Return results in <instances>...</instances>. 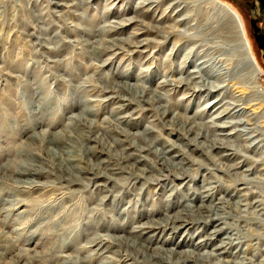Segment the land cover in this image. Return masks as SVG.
<instances>
[{
    "label": "rangeland",
    "instance_id": "1",
    "mask_svg": "<svg viewBox=\"0 0 264 264\" xmlns=\"http://www.w3.org/2000/svg\"><path fill=\"white\" fill-rule=\"evenodd\" d=\"M139 1L142 0H0V114H10L8 124L12 126V123L18 120L26 130V133L20 136L11 138L9 135L11 143L17 148H22V140L34 131L32 125L28 124L32 122L33 117L31 107L26 106V93L14 97L16 92L22 91L23 82L33 79L45 83V88L51 95L47 103L50 113L46 119L48 126L46 123L36 126V132L41 129L61 132L54 136L56 141L63 137L67 128L78 136L80 131L73 124L67 126L71 116L79 111L74 106L75 98L82 103L88 96L92 99L90 102L95 105L96 112L95 115L87 117L99 125L100 130L96 132L99 133L98 136L104 135L110 142L113 139L124 141L113 146L110 151L94 140L86 143V146L92 147L95 152L87 154L88 160L84 159L81 165L87 169L95 168L108 178L97 177L90 181L92 175L88 174L89 179L84 178L83 184L60 188L61 185L56 180L59 174L50 170L48 177L34 178L44 186L40 189L19 184L17 178L16 181L0 178L1 190H17L11 193L0 192V232H4L2 237H7H4V241L0 236L1 264H78L81 258L97 248V245L86 242L93 233L99 232L103 224H122L123 232L110 231L109 234L129 236L134 226L149 220L162 221L165 217L186 213L183 210L185 204L199 205L198 194L193 192L195 188L199 192L203 186L216 193L212 203L204 201L205 206L220 205L217 197L225 196L223 219L207 224L206 231L193 226L192 220H187L179 228L167 231H162L159 225L152 224L156 228H147L143 236L151 237L152 241L144 245H148L150 249H164L159 250L161 254L167 249L178 252L190 250L192 260L188 264H213L217 258H196L204 257L207 253H219L215 250L218 241L211 244L209 242L208 246L200 248L194 247L193 244L205 239L214 224H224L229 226L230 230L234 229L232 233L236 237L242 239L245 233L243 239L252 241L247 256L255 255L254 264L264 263V254L262 257L257 252L264 247V60L252 42L243 9L236 0H219L238 11L244 20L250 43L256 51L254 57L249 55L257 69L256 74L245 70L243 59L233 43H230L231 48L226 47L222 51L217 47L222 44L221 37L224 35L216 30L215 18L218 16V9L212 0H177L184 5L182 12L174 11L172 4L167 7L168 1L164 0L155 5L154 13L150 8L142 15L133 9ZM145 9L147 7L143 10ZM165 9L161 16V25H157L156 19ZM183 14L187 15V21L184 23L178 20ZM131 16H134L132 24L123 25L110 37L107 36L111 40L115 39L113 43L123 46L124 49L116 48V54H111L101 53L99 49L94 48L103 45L92 42L95 38L88 35L90 31L98 33L102 26L110 28L115 25V21ZM146 26L152 27V31L146 32ZM155 26L164 28L153 29ZM137 28L142 34L132 40L143 46L138 51L123 44L133 37ZM204 60L222 74L220 77L224 81L215 82L220 88L212 91L208 84L196 87L193 81H189L185 86L176 84L179 77H188L187 73L193 69L196 62ZM119 72L126 73L127 78H123ZM137 78L139 80L136 82ZM110 79L129 84L119 95L131 99V102H120L125 105L120 109L121 112L115 115L112 110L119 105L117 100L102 99L105 96L117 95L109 91L99 94L97 91L106 89ZM160 83L162 88L158 89ZM132 84L140 85L137 88L146 86L150 90L157 89V94L167 91L170 111L163 110L165 103H154L152 106L139 104L137 94L140 88L136 89V92ZM223 85L225 87L221 88ZM11 88L12 96H9ZM77 94L80 96H76ZM220 94L226 97L225 102L232 99L241 100L236 108L244 107L246 113L236 118L246 120L250 117L252 121L249 123L253 125L246 126H257L256 137L253 138L257 143L255 147L247 148L242 139L231 137L228 144L232 143L233 146L227 151L224 147L225 141H220L222 144L219 140L216 142V138L206 130L205 125H210L207 122L214 113L213 110L205 112L203 107ZM151 97L156 99L153 95ZM5 100L13 104L10 110L5 109L2 103ZM36 100L37 98L34 99L35 102ZM195 112L202 116L196 115ZM126 115H130L125 117L126 121L117 123L115 120L117 116ZM186 117L194 119L197 123H185ZM223 120L224 118L221 119ZM232 128H224V132H230ZM222 136L219 135L217 139ZM156 137L160 139V143L156 142ZM4 138L1 139L2 142ZM166 140L170 144L167 143L168 147L162 148L161 145ZM103 142L107 140L103 138ZM171 144L174 146L170 147ZM72 148L74 154L84 156L82 146L73 145ZM136 148L146 150L139 152ZM161 149L169 152L165 155V165H161L160 157H157ZM225 152L230 155L222 157ZM131 153L134 155L122 163L121 159ZM3 163L5 159L0 156V165ZM124 164L132 170H120ZM246 168L251 170L246 171ZM136 175H140V178L134 179ZM97 184L100 186L96 187ZM223 192L230 194L225 195ZM235 192H240L241 196L227 199ZM245 192L248 193L246 196ZM186 193L190 195L191 203L185 201ZM37 196L42 200L36 202ZM103 196L106 197L103 199ZM17 199H23L24 202L14 205ZM165 199L172 203L167 209L163 201ZM33 201L35 203L29 205ZM177 202L178 206H175L174 203ZM246 217L248 218L244 219ZM84 245H87L86 252ZM3 246L11 248L10 252L2 255ZM120 248L115 245L85 264H101L105 256H112V251L119 250L127 254L125 246ZM234 248L232 246L229 250ZM79 249L82 252H79ZM128 252L131 256L127 257V263L155 264L147 256L144 260L140 257L142 262L135 263L129 258L135 256L136 251L129 247ZM177 256L179 254L172 255L174 259ZM218 257L237 260L225 254ZM118 264H125V261Z\"/></svg>",
    "mask_w": 264,
    "mask_h": 264
},
{
    "label": "bare ground",
    "instance_id": "2",
    "mask_svg": "<svg viewBox=\"0 0 264 264\" xmlns=\"http://www.w3.org/2000/svg\"><path fill=\"white\" fill-rule=\"evenodd\" d=\"M161 1H164V0H142V1H139L138 4L136 5V7L133 9L135 12H137L140 15L144 14L143 12L148 11L150 8H152L151 11L154 13L155 5L157 6V4H159V2H161ZM165 1H168L167 7H170L171 4L173 5L172 8L174 11L177 10V11L182 12V11H184L183 9H185L184 5L182 3L180 4V2L177 0H165ZM212 1L215 4V7H217V9H218V12H217L218 16L215 18L216 19L215 22L217 25L216 30H217V32H220L224 35V37H221L223 40L222 44H218L217 47L219 48L220 51H222L223 49L225 50L226 47L231 48L230 43H233L234 47L237 49V52L241 55V58L243 59V63L246 66L245 70L252 72L253 74H256L257 69L254 66L253 62L249 59V55L254 57L255 49L253 48L254 47L253 44L250 43V38L248 36V29H247V26H246L244 20L240 16L239 12L236 11L235 9H233L227 3L220 2L219 0H212ZM145 7H147V9L143 10ZM165 11H166V9L163 10L162 13L156 19L157 25H161V18H162L161 16H162V14H164ZM133 18H134V16H131V17L123 19V20L115 21V25L110 26V28H103V26H102V28H100V30H98V33H95L96 31H94V30L90 31L88 33V35L91 38H95V40L92 42H98L99 45H103L101 47L94 46V48L99 49L101 53L102 52H106V53L110 52L111 54H116V52H115L116 48L121 49V50L124 49L123 46H118V45L113 43V41L115 39L111 40V39L107 38V36L109 35V37H110V35L117 32L123 25H127L129 23L132 24V22H134V21H131ZM186 19H187V15L183 14V15H181V18H179L178 20L182 21V23H184V21ZM126 21L128 23H125ZM146 27H147L146 32L152 31V27H150V26H146ZM154 28L160 29V28H164V27L163 26H160V27L155 26V27H153V29ZM138 30H140V29L137 28V30L132 35L133 37L131 39H127L123 43V44L127 45V47H129L131 49H136L137 51L140 49V47H143L139 42L134 43L132 40L137 35L142 34V32L139 33ZM242 31H243V33H242ZM108 43H110V45H107ZM188 50H190V49H188ZM206 57H208V56H206ZM213 59H215V58H213ZM207 63L208 62H206L205 60L196 62L195 66L193 67V69L191 71H189V73L185 72L188 74L187 75L188 77L187 78L179 77V79L176 80V84L178 86H185L186 84H188L189 81H193V83L196 85V87H201V86L208 84V86L213 88V89L210 88V90L216 91L214 89H217L220 87L218 85H216L215 82H219V83L221 82L222 83V81H224V80H221V77H220L221 73L219 71H217L214 67H211V65H209ZM223 63H224V61H223ZM119 74L123 78H125V79L127 78L126 73L124 74L122 72H119ZM34 80L35 79H33L32 81L26 80L25 82H23L22 91H20L18 93L16 92L14 94V97L16 98L17 95L20 96L21 94L26 93V95H25L26 102H27L26 106L29 105V107H31L30 111H31V114L33 117L32 122L28 123V124H29V126L32 125L34 131L31 132V134L29 136H26L24 140H22V142L20 143V144H22V148H21V146H20V148H17L16 146H14L11 143L10 138H9V135H10V137L11 136L14 137L15 135L20 136V135L26 133V132H24L25 129H23V126H21L20 121L16 120L14 123H12V126H10L7 122L10 119V114L5 115V116L0 114V156L4 157V159H5V163L0 165V178L3 180H6V181H12V180L14 181V179L16 181L18 179L19 184L29 185L27 187L35 188V189H40V187H42L43 185H42V183L40 184L37 181H35L34 178L35 177L37 178L40 176L48 177L50 175L49 174L50 170L56 171L59 174V177H57L56 180L61 185L60 188L61 187L69 188V187H72L74 185L83 184V180H84V178L85 179L88 178V176H87L88 174L92 175V178H90V181L95 180V178H97V177L108 178L107 176L98 172V170H96L95 168L91 167V168L87 169L86 167L81 165V163L84 162V159L88 160V158L86 157L87 154H89V153L93 154L95 152L92 150V147L86 146V143L89 142L90 140H94L95 142H98L100 146L102 145L103 148H106L108 151H110L113 146L121 144V142H124V141H122L120 139H113L112 138L113 141L110 142V141H108V139L104 135H102V137H100L101 135L98 136L99 133L97 134L96 132L98 130H100L99 125L94 123L93 121H91L87 117L88 115H92V114L95 115V112H96V107H95V105H91L92 102H90V101L92 99H89L88 96L85 97V99L82 101V103H79L80 101H78V98H75V105L74 104L73 105L75 106V108L77 107L79 109V111L77 114L71 116V118L73 120L70 119V122L68 123V126H67V127H69V126H71V124H73L75 126V128H77V130L80 131V133H79L80 135L78 134V136H76L75 134L70 132L67 128L65 131L66 133L63 134V137L60 140L56 141V140H54V136H56L57 134H59L61 132H52L49 129H41L38 132H36L35 131L36 126H42V124L46 123V119H47L48 115H50L49 107L47 106V103H49L48 100H49V97L51 95H50L49 91L45 88V83H42L38 80H35V81ZM137 80H139V79L137 78L136 82H137ZM141 82L143 83V80ZM107 84L108 85L105 86L106 89L101 88L97 91L99 94L100 93L102 94L104 92L109 91V93L111 92V93L117 95V96H108V97L105 96L104 99H102V100H111V99L117 100V103H119V105L117 107H115L114 110H112L113 114L115 115V114H118L119 112H121L120 109L123 108L122 107L123 105H125V104H120V102L125 101V100L131 102V99H127L124 96L119 95L122 93L123 90H125V87L129 86V84L125 81L124 82H119V81L116 82L113 79H110L109 83H107ZM9 86L12 87V85H8V87ZM131 86H133V88L135 90L136 89L139 90V88H140V87L137 88L138 86H140L138 84H132ZM157 87H158V89L160 87L162 88L161 83ZM224 87L225 86L223 85V87H221V88H224ZM12 88H11V92H9V94H8L9 96H12ZM94 89H95V87H94ZM136 92H137V90H136ZM224 94H226V93H224ZM224 94L217 95L214 99L207 102L205 104V107H203L205 112H210L213 110L212 113H214L211 117H209V121L207 122L210 125L209 126L205 125L206 130L211 132V135L216 138L215 139L216 142H218V140H219V142L225 141L226 145H224V147L227 148L226 149L227 151L229 149H231V147L233 146V145H231L232 143L228 144V142H230L229 139L231 137H233L235 139H238V138L242 139L244 141V143L246 144L247 148L248 147L249 148L255 147V145L257 143H255L256 140L254 141L253 138L256 137L255 132H256L257 126L256 125L253 127H251V126L247 127L246 126V125H253V124H250L251 123L250 121H252L250 117H247L246 120L241 119V118L240 119L236 118V117L242 116L243 114L246 113L245 110H243L244 107L236 108V106H238L237 103L241 100L240 99H232L231 101L225 102L226 97H224ZM152 95L155 96L156 99H153L151 97ZM167 95H168L167 91L165 93L160 92L159 94H157V89L156 90H154V89L150 90L146 86H141V88L137 94V97L139 99L138 103L139 104L145 103V104H148L150 106H152L154 103H160V104L165 103V105H163L162 108L164 111L169 112L170 108H169V104H167V98H168ZM76 96H80V95L77 94ZM35 98H37L36 102L34 101ZM232 98H233V96H232ZM98 101L100 102V99ZM2 103L5 105L6 110H10V108L13 107V104L11 103V101L6 102V100H5ZM26 106H25V108H26ZM144 109L145 108H143V110ZM206 109H207V111H206ZM133 111H135V110H133ZM195 114L198 116H202V114L200 115L196 112H195ZM128 116H130V115L121 116V117L117 116L115 120L117 121V123L121 122V121L123 122V121H126L124 119H125V117H128ZM223 118H224V120L221 121V119H223ZM108 122H109V120H108ZM184 122L185 123H197L194 119L190 120L188 117H186L184 119ZM46 125H47V123H46ZM200 125H202V124H200ZM228 127H233V128L230 129V132H227V133L224 132L225 131L224 128H228ZM191 128H193V127H191ZM146 133H148V132H146ZM35 134H37V135H35ZM219 135H223L221 139H217V137ZM3 137H5V138H4V141L2 142L1 139ZM202 137H204V136H202ZM103 138H105L107 140V142H103ZM262 140H264V138ZM6 142H9V143H6ZM156 142L160 143V139H158L157 137H156ZM221 142H220V144H222ZM167 143L170 144V142H168V140L163 141V144L161 145V147L162 148L166 147ZM262 144H264V143H262ZM73 145L82 146L84 149L83 150L84 156H81L80 154L79 155L74 154L75 152L72 148ZM91 146H93V145H91ZM172 146H174V145L171 144L170 147H172ZM176 147H178V146H176ZM256 148H257V146H256ZM135 150L142 152V151H145L146 149H144V148L137 149L136 148ZM156 150H158V149L156 148ZM168 153H169L168 150L163 151L162 149H161V152L159 151L157 153V157L158 158L160 157L159 160L162 162L161 165H165L164 162L167 159L165 157V155ZM225 153L226 154L222 155V157L230 155V153H228V152H225ZM243 153H245V152H243ZM262 153L263 152H261V154ZM132 155H134V154H132V153L128 154L123 159H121L123 161L122 163L127 162L129 160V158L132 157ZM172 157H175V156H172ZM107 162H109V161H107ZM117 164H116V166H117ZM260 164H261V162H260ZM126 166L127 165L124 164V166L120 170H122V171H126V169L132 170V168H129ZM261 168H262V165H261ZM250 170L251 169L249 168L246 171H250ZM134 177H135L134 179L140 178V175H136ZM203 180H202V182H203ZM88 185L89 184L87 183V186ZM99 186H100V184L96 185V187H99ZM16 191H17L16 189L11 190V188H10V190L9 189L1 190V188H0V192L11 193V192H16ZM226 191H227V189H226ZM193 193L198 194L197 198L200 202L199 205L192 206L191 204H185V205H183V207H184L183 210L186 211V213H177L174 216L165 217L162 221H160V220H151L150 221L149 220V222L142 223V225L134 226V228L129 232V236H121L118 234L117 235L109 234L110 231L111 232H123L124 228H123V226H121L122 224H119V223L113 222V221H112L113 223L103 224V226L99 228V230H98L99 232L93 233L92 236L89 238V240L86 242L87 244H90L93 246L97 245V248L93 249L89 253L88 256H85L83 259L81 258L78 264H85V262L91 261V260L95 259L96 257H99V255L106 252L108 249L113 248V246H115V245H118L121 248L122 247L124 248V246H125L126 251L125 250L124 251L127 252V254L124 252L122 253L119 250H117V252L112 251V256H105V258H104L105 260L101 261V264H118L119 262H122V261L123 262L125 261V264H133L131 262L127 263V261H126L127 257L131 256V254L128 252L129 247L133 248L136 251L135 256H132V258H129V260H133V261H135V263H138V261L142 262V260H139L140 257H142V259L144 260V258H146V256H147L148 259L150 261H153V263H155V264H188L189 262H191L190 260H192L191 259L192 251L184 250V251L178 252V251H172V250L167 249V250H165V252H163V254H161V252L159 250L164 251V249H162L160 247H155V248L150 249V247L148 245H144V243H151L152 238L151 237L143 238V236H144L145 230L147 228L148 229L149 228H156V227H153L152 224H155V225L157 224V225H159V227L162 228V231H167L170 229L172 230L174 228L175 229L179 228V227L183 226V224L185 222H187V220H192L193 226H195L199 229L203 228V230L206 231V225L207 224H213L216 221H220L223 219L224 203L226 202L225 196L217 197L218 203L220 205L205 206L203 204L204 201H208L209 203H212V201L216 198V196H215L216 193L210 192L209 189L207 187H204V186H203L202 190H199V192L195 188V192H193ZM223 193L225 195L230 194V192H223ZM245 193H246L245 194V196H246L248 193L247 192H245ZM231 194H233V193H231ZM189 196H188V193H186L184 198H185V201H189L191 203L192 199H190ZM240 196H241L240 192H235L233 195H229V198L227 197V199L230 200L233 197L239 198ZM105 197L106 196H103V199ZM247 197H246V199H247ZM167 199L163 200L164 203H166L165 204L166 209L172 204V203L170 204V201H168L169 199L168 200ZM1 200L2 199H0V201ZM41 200L42 199L38 198V196H37L35 201L38 202ZM253 201H255V200H253ZM18 202L23 203L24 201H23V199H17L16 202L14 203V205H16ZM32 203H35V202L34 201L31 202V203H29V205ZM174 205L178 206V202L174 203ZM245 206H247V205L245 204ZM161 211H163V209H161ZM159 212H160V210H159ZM151 213H154V212H151ZM241 218H243V217H241ZM247 218L248 217H246L244 219H247ZM249 221H251V220H249ZM222 223H223V221H222ZM244 223H245V220H244ZM213 227L214 228L210 230L209 234H207L205 239L199 240V242L197 244H193V245H195L194 247L200 248V247L208 246L209 242L211 244V243L218 241V244L215 245V250L219 251V253H216V252L215 253H207L206 256L196 258V259H200V260L208 259L209 260L210 258H215V259L217 258V261L213 262V264H254L255 255L247 256V252L249 251V248L251 246L250 243H252V241L247 240V239H243L245 236V233H244V236L242 233H240L243 236V238L241 239L239 237H236L235 234L232 233L234 231V229H233V231L230 230L231 228L229 226H225L224 224H223V226H219V225L214 224ZM135 228H138V229H135ZM101 231L105 232V233H100ZM3 233H4L3 231L0 232L1 237L4 235ZM250 233H252V231ZM222 234H224V235H222ZM247 234H249V233H247ZM251 235H253V234H251ZM4 237H6V236H4ZM4 237H2L3 240H4ZM5 239H7V237ZM259 245H261V244H259ZM1 246H2V244H1ZM86 246L87 245H84L85 252L87 249ZM232 246H234L235 248H234V250L230 251L229 249H231ZM2 248H4L3 249L4 252L2 251L3 253H1L2 255H4L7 252H10V250H11V248L6 247V246H3ZM257 248H259V247H257ZM21 250H23V249H21ZM46 252H48V251H46ZM79 252H82V251L79 249ZM257 252L260 254L259 256H262V254H264V247L262 246V248L258 249ZM249 253H250V251H249ZM174 254H179V256H177L176 259H174L172 257V255H174ZM218 254L219 255L225 254V255L233 257V259H237V260H232V259L231 260H225L223 258H219ZM253 254H255L254 251H253ZM18 255H19V257H22V255H20V254H18ZM138 255H140V256H138ZM58 256H62V254L58 255ZM239 258H241V259H239ZM69 264H70V262H69Z\"/></svg>",
    "mask_w": 264,
    "mask_h": 264
},
{
    "label": "flooded vegetation",
    "instance_id": "3",
    "mask_svg": "<svg viewBox=\"0 0 264 264\" xmlns=\"http://www.w3.org/2000/svg\"><path fill=\"white\" fill-rule=\"evenodd\" d=\"M247 19L250 37L264 60V0H236Z\"/></svg>",
    "mask_w": 264,
    "mask_h": 264
}]
</instances>
